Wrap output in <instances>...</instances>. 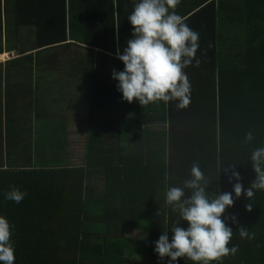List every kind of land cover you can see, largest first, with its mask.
Masks as SVG:
<instances>
[{"label": "trees", "instance_id": "16d2710c", "mask_svg": "<svg viewBox=\"0 0 264 264\" xmlns=\"http://www.w3.org/2000/svg\"><path fill=\"white\" fill-rule=\"evenodd\" d=\"M74 2L0 0V264H264V0Z\"/></svg>", "mask_w": 264, "mask_h": 264}, {"label": "crops", "instance_id": "0c3cea01", "mask_svg": "<svg viewBox=\"0 0 264 264\" xmlns=\"http://www.w3.org/2000/svg\"><path fill=\"white\" fill-rule=\"evenodd\" d=\"M74 1L75 0H69V4H68V9H70L71 15L75 14L76 12L80 14L79 11L77 10L78 4ZM35 8L41 9V4H38V3L35 4ZM72 22H73V18H71V23ZM28 29L29 28H25L23 32L19 34L18 33L12 34V38L16 37V35H17V38H20V36L24 35L25 32H29L30 34L28 36L29 38H35L36 35L33 33V31L28 30ZM16 53H17L16 51H9V52L1 53L0 56L4 54L3 55L4 58L6 57V55L9 57H6L3 60L0 59V61L6 62L8 59H11L12 56H14ZM77 88H79L78 85H77ZM72 94H75L74 98H78L80 96L78 93V90L75 92L73 91ZM86 108L88 109V106H86ZM84 110H85V107H84ZM87 120H88V113L84 115V112H81V117H77L75 119L74 114H73L70 123H68L69 124L68 125L69 126L68 144L70 145L69 146V163L71 166L80 165L84 163L85 152L83 148L85 147V141H86V134H87L86 121Z\"/></svg>", "mask_w": 264, "mask_h": 264}, {"label": "rangeland", "instance_id": "374dc122", "mask_svg": "<svg viewBox=\"0 0 264 264\" xmlns=\"http://www.w3.org/2000/svg\"><path fill=\"white\" fill-rule=\"evenodd\" d=\"M3 55L0 56V59H2V60L5 59L6 57H9V56L6 55V57L4 58ZM80 89H82V88H80ZM73 91H71V92L73 93ZM72 93H71V97L73 99H75L74 98L75 97V94H72ZM82 109L83 108H75L74 109V118L75 119L77 117H81V111H82ZM72 113L73 112H71L70 114H72ZM84 115H85V111H84ZM76 137H78V136H76ZM126 234L129 235V236H140L141 235L137 230H134V229L127 230ZM141 259H143V262H146V263H152V262H154V263H157L158 262L159 264L161 263V259L160 258L157 259V257H155V256H143Z\"/></svg>", "mask_w": 264, "mask_h": 264}]
</instances>
